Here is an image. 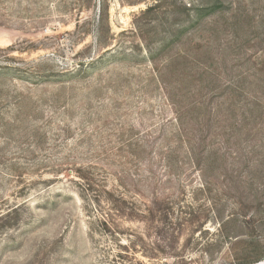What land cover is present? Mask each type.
<instances>
[{
  "label": "rangeland",
  "instance_id": "obj_1",
  "mask_svg": "<svg viewBox=\"0 0 264 264\" xmlns=\"http://www.w3.org/2000/svg\"><path fill=\"white\" fill-rule=\"evenodd\" d=\"M261 262L264 0H0V264Z\"/></svg>",
  "mask_w": 264,
  "mask_h": 264
},
{
  "label": "trees",
  "instance_id": "obj_2",
  "mask_svg": "<svg viewBox=\"0 0 264 264\" xmlns=\"http://www.w3.org/2000/svg\"><path fill=\"white\" fill-rule=\"evenodd\" d=\"M217 9H219V5L217 2L210 4L209 7H205L203 8V11L207 12H215L217 11ZM200 17L203 16V13L199 14ZM205 79V78H191V83L195 84V89H205L207 88V86L211 87L212 90L213 89H218V85L220 84V78H210L208 84L203 85L201 83V81ZM219 82L218 84H216V82ZM232 80H228L226 82V89L230 92H226V93H222L221 95L224 96V101L220 102L218 105V110H219V115H222L223 113L225 114V116L229 115V112H226V110L223 107V104H227L228 105V109H230L231 107H241L242 109H244L243 114H245V112L248 113V116L246 117V120L244 121L245 125H255L257 123V120L260 116L258 113L263 112L261 110L260 107H262V103L259 101L257 96H254V98L249 97V93H251L252 89H247V87L245 86V80H243V84H241L240 86L238 85V83H233L231 82ZM249 85H253V83L249 82ZM184 96L186 97V94L184 93ZM182 101V100H181ZM182 103V102H181ZM179 105V102H178ZM191 107L192 110H189V112H178L180 113V124L184 125L186 123H189L188 121H195L198 123H202L203 121H201L202 117H205V120H207L206 116L203 114V112H201L202 110V102L200 100H195L193 103H191ZM179 108V107H178ZM200 118V119H199ZM185 132V130H183ZM261 258H259L260 260Z\"/></svg>",
  "mask_w": 264,
  "mask_h": 264
},
{
  "label": "water",
  "instance_id": "obj_3",
  "mask_svg": "<svg viewBox=\"0 0 264 264\" xmlns=\"http://www.w3.org/2000/svg\"><path fill=\"white\" fill-rule=\"evenodd\" d=\"M259 264H264V262H261V263H259Z\"/></svg>",
  "mask_w": 264,
  "mask_h": 264
}]
</instances>
